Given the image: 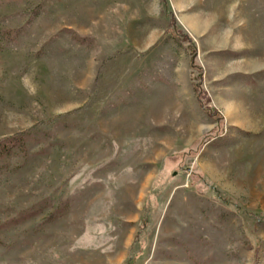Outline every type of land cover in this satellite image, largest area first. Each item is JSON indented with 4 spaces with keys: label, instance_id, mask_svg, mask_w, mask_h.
<instances>
[{
    "label": "rangeland",
    "instance_id": "374dc122",
    "mask_svg": "<svg viewBox=\"0 0 264 264\" xmlns=\"http://www.w3.org/2000/svg\"><path fill=\"white\" fill-rule=\"evenodd\" d=\"M9 142L0 264H264V0H0Z\"/></svg>",
    "mask_w": 264,
    "mask_h": 264
},
{
    "label": "trees",
    "instance_id": "16d2710c",
    "mask_svg": "<svg viewBox=\"0 0 264 264\" xmlns=\"http://www.w3.org/2000/svg\"><path fill=\"white\" fill-rule=\"evenodd\" d=\"M173 25H175V20H173ZM175 28V27H174ZM174 32H175V29H174ZM191 67L192 68H195V63L193 61H191ZM198 87V86H197ZM199 97V96H198ZM199 101H200V97L198 98ZM208 113L211 115V116H214L215 114V111L213 110H208ZM13 148H15V143L13 142H9V143H2L0 144V154H4V153H8L10 152ZM221 201H223L225 204H227L229 207H235V204L232 203L231 201L227 200V199H224V198H221L220 199ZM145 223H142V226H141V232H143L145 230ZM135 260H132L130 261L128 264H135Z\"/></svg>",
    "mask_w": 264,
    "mask_h": 264
}]
</instances>
